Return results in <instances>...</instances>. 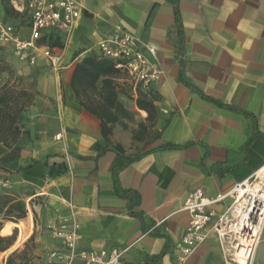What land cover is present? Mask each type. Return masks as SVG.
I'll use <instances>...</instances> for the list:
<instances>
[{
	"label": "crops",
	"instance_id": "crops-1",
	"mask_svg": "<svg viewBox=\"0 0 264 264\" xmlns=\"http://www.w3.org/2000/svg\"><path fill=\"white\" fill-rule=\"evenodd\" d=\"M77 1L71 36L57 32L53 45H64L62 68L19 61L34 98L20 116L17 155L0 168L10 180L0 188L9 208L0 224L12 226L0 264H40L51 252L47 264H62L64 244L49 227L69 229L57 219L70 214L77 251L126 248L114 264H180L183 205L197 189L222 198L206 208L208 235L183 264H226L210 228L234 187L264 166V0ZM0 18L29 35L28 14L9 0ZM114 26L133 35L157 79L144 86L99 53ZM129 160L115 184L114 169ZM252 264H264V223Z\"/></svg>",
	"mask_w": 264,
	"mask_h": 264
},
{
	"label": "built area",
	"instance_id": "built-area-1",
	"mask_svg": "<svg viewBox=\"0 0 264 264\" xmlns=\"http://www.w3.org/2000/svg\"><path fill=\"white\" fill-rule=\"evenodd\" d=\"M1 1V0H0ZM15 10L26 12L29 16V35L23 37L14 25L4 22L0 18V44L8 45L12 54L18 61L25 62L29 66H34L38 59H43L52 71H58L62 68V57L64 55V45L50 46L48 43L41 41L49 32H61L65 41L71 36L77 19L79 18L80 9L77 0H9ZM149 51H153L152 47H146ZM97 49L102 56L116 60L115 69L126 72L128 75L146 86L149 82L158 78L160 71L151 66L145 56L135 47V39L132 34L122 29L120 26H114L111 34L97 43ZM255 177V173L252 175ZM250 177V179L252 178ZM250 179L238 184L234 187H245L251 184ZM10 186L8 177L0 176V188ZM234 194V193H233ZM222 198L217 195L214 198H207L200 189L192 192L184 201L183 209L189 214V220L185 231L180 240L175 244L176 260L183 264L186 259L194 252L196 247L201 244L208 235L205 231L210 214L206 208L216 203ZM225 213L220 215L212 224L210 230L216 231L222 243L224 260L226 264H238L231 260V256L227 255L224 247L223 235L218 229L223 220H227L226 214L229 212L232 219L234 217L232 206ZM231 219V220H232ZM58 223L70 222V228L67 230L60 229L56 225L49 227L53 237L61 238L65 247L62 256V264H72L74 259L80 258L83 264H114L117 263L125 249H112L109 252L102 251L95 254L90 251H77V240L79 238L77 229L78 224L73 215L60 216ZM264 223V221H263ZM232 224V225H234ZM260 234V233H259ZM259 238V236H258ZM258 241V239H257ZM257 241H249L252 247L250 257L247 264H252L253 252ZM55 252H51L47 261L40 264H47L55 256Z\"/></svg>",
	"mask_w": 264,
	"mask_h": 264
},
{
	"label": "trees",
	"instance_id": "trees-1",
	"mask_svg": "<svg viewBox=\"0 0 264 264\" xmlns=\"http://www.w3.org/2000/svg\"><path fill=\"white\" fill-rule=\"evenodd\" d=\"M175 17L181 37V29L179 25L180 23L179 17L177 15L176 5ZM41 41L48 43L50 46H53L54 44H59L60 36L58 33L52 31L47 33V35H45V37L42 38ZM4 48V46L0 45V50ZM9 71L10 68L8 64L3 58V55L0 54V75L4 73L9 74ZM8 79H11L9 75ZM33 98L34 93L31 90V86L19 87L8 82H0V148H6L7 150H9L7 153H4L0 156V168H3L5 163L10 162L17 155V142L19 138L26 132L22 128L20 116L22 112L31 105ZM129 162H131V160L124 162L122 165L114 169L113 174L115 184L117 181L116 178L118 172ZM56 172L58 173L60 172V170H56ZM7 203L8 201L0 196V214H2L4 217H7V212L9 210V208H7L4 211V207ZM24 214V211H22L17 215V217H23ZM11 228L12 226H10L7 222L1 223L0 239L7 236L11 232Z\"/></svg>",
	"mask_w": 264,
	"mask_h": 264
},
{
	"label": "bare ground",
	"instance_id": "bare-ground-1",
	"mask_svg": "<svg viewBox=\"0 0 264 264\" xmlns=\"http://www.w3.org/2000/svg\"><path fill=\"white\" fill-rule=\"evenodd\" d=\"M261 181L252 186L237 187L234 191L235 199L233 210L236 219V227H230L235 234L228 235L227 230H220L223 235L224 247L231 260L238 264H247L252 247L249 241H257L264 221V166L255 174ZM251 198V199H250Z\"/></svg>",
	"mask_w": 264,
	"mask_h": 264
},
{
	"label": "rangeland",
	"instance_id": "rangeland-1",
	"mask_svg": "<svg viewBox=\"0 0 264 264\" xmlns=\"http://www.w3.org/2000/svg\"><path fill=\"white\" fill-rule=\"evenodd\" d=\"M0 54L3 55V58L5 59L6 63L8 64L10 71L9 74L4 73L0 75V82H8L10 84H14L16 86L19 87H23V85H30L34 87V79L30 80L33 75L29 72L28 68L25 67V65L19 63V61L12 56V52L11 50L4 48L0 50ZM8 75L9 77H11V79H8ZM16 80V81H14ZM261 181L259 175H257V177H252L250 179V186L259 183ZM251 199V198H250ZM234 201H232L231 204H233ZM231 204L229 205V207L231 206ZM228 207V208H229ZM227 211V210H226ZM226 218L227 220H223L218 229L220 230H227L228 235H226V241L228 240L227 237H229L230 235L232 236L233 234H235V231L233 232L231 229H229L232 224H234L235 220L232 219L231 215L229 214V212L226 214ZM232 219V220H231ZM232 227H236V224H234ZM214 233H216V235L218 236L216 231H213ZM234 236V235H233ZM232 236V237H233Z\"/></svg>",
	"mask_w": 264,
	"mask_h": 264
}]
</instances>
